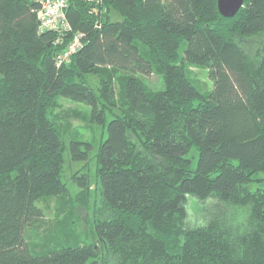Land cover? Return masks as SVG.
I'll list each match as a JSON object with an SVG mask.
<instances>
[{
    "label": "trees",
    "instance_id": "16d2710c",
    "mask_svg": "<svg viewBox=\"0 0 264 264\" xmlns=\"http://www.w3.org/2000/svg\"><path fill=\"white\" fill-rule=\"evenodd\" d=\"M39 6L0 0V264H264V0L232 17L217 0H70L83 47L60 67L70 37L39 33ZM69 160L86 161L74 190ZM195 198L222 208L188 225Z\"/></svg>",
    "mask_w": 264,
    "mask_h": 264
},
{
    "label": "rangeland",
    "instance_id": "374dc122",
    "mask_svg": "<svg viewBox=\"0 0 264 264\" xmlns=\"http://www.w3.org/2000/svg\"><path fill=\"white\" fill-rule=\"evenodd\" d=\"M115 18L119 19L117 15H115ZM185 44L181 47L180 49V55L184 56V49H185ZM188 75L191 78L192 82L197 86V88L203 92V93H208L209 91H211L213 89V81L210 79L209 77V73H208V69L205 67H200V66H189L188 67ZM150 78L152 77L154 79V81H156L157 79H159V77L156 74H151L149 75ZM160 81V79H159ZM164 85H160L158 89H163ZM63 109H59L58 111H60L61 113H64V110H68V109H75L79 112H85V111H89L90 108L84 104H80V103H72L69 102L67 100H64L63 102ZM69 122H71V128L72 127H77L76 129H79V131L81 130L82 134L84 137H90L92 136V131L88 128H84V124H86L87 122L84 120L80 119V114L79 116L75 115V116H70L69 118ZM102 129L100 127H96L95 126V135H96V139H99L102 135ZM195 151V149H193ZM194 151H192L191 153V157H193V153H195ZM195 158L193 160V167L195 168L196 163H197V154H195ZM66 158L68 160L69 156L66 154ZM90 164L87 167V171L89 174V177L92 181V183L95 185L97 182V176H96V171H97V163H96V159L95 156H90ZM70 161V160H69ZM69 161L67 163H65L64 165V173H63V181L67 184L68 188L70 190H74V183L71 180V176L78 171V169H80L86 161H70L71 163H69ZM257 187V185H250L251 189H255ZM49 206H46L45 203L42 204L43 208L45 209V220L46 221H52L55 217L54 214V210H53V203H49ZM188 213H189V218H188V225H190L192 222L196 223L200 220H202L201 217H204L205 215H211L212 212H220L221 208H222V204L218 201V199L216 198H209L206 199L204 201H201L197 198L192 199L189 204H188ZM82 223H84V221H82ZM86 224V223H85ZM83 224H81V229L80 230H84L83 228ZM43 226H41L38 229V235L42 236L44 234L43 232ZM88 231V230H87ZM85 238V237H84ZM86 239H84L85 241Z\"/></svg>",
    "mask_w": 264,
    "mask_h": 264
},
{
    "label": "built area",
    "instance_id": "2783aa9c",
    "mask_svg": "<svg viewBox=\"0 0 264 264\" xmlns=\"http://www.w3.org/2000/svg\"><path fill=\"white\" fill-rule=\"evenodd\" d=\"M38 3V32L53 31L57 34L56 43L61 45L67 40L65 47L56 55L58 67L70 61L73 54L83 47L82 32H72L71 24L67 17L70 0H33ZM71 33V34H70Z\"/></svg>",
    "mask_w": 264,
    "mask_h": 264
},
{
    "label": "water",
    "instance_id": "95a60500",
    "mask_svg": "<svg viewBox=\"0 0 264 264\" xmlns=\"http://www.w3.org/2000/svg\"><path fill=\"white\" fill-rule=\"evenodd\" d=\"M245 0H217L219 12L226 17L234 16L244 5Z\"/></svg>",
    "mask_w": 264,
    "mask_h": 264
}]
</instances>
